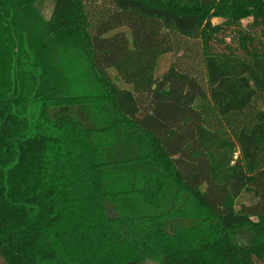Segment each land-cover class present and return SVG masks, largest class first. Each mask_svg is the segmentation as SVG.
I'll list each match as a JSON object with an SVG mask.
<instances>
[{
  "label": "trees",
  "instance_id": "obj_1",
  "mask_svg": "<svg viewBox=\"0 0 264 264\" xmlns=\"http://www.w3.org/2000/svg\"><path fill=\"white\" fill-rule=\"evenodd\" d=\"M44 1L0 0V255L264 264V0H53L49 18ZM177 132L220 204L175 156Z\"/></svg>",
  "mask_w": 264,
  "mask_h": 264
},
{
  "label": "rangeland",
  "instance_id": "obj_2",
  "mask_svg": "<svg viewBox=\"0 0 264 264\" xmlns=\"http://www.w3.org/2000/svg\"><path fill=\"white\" fill-rule=\"evenodd\" d=\"M53 0H46L42 4V13L46 18L52 15V10L54 7ZM171 54L164 52L157 59V65L155 67L154 73L157 76H161L170 65ZM110 71L116 77L117 82L120 86L127 87L122 78L117 77V70L114 66L110 67ZM130 88V87H129ZM167 100L164 109L158 115H155L152 124L161 132H166L167 126L175 119L177 116L178 107L181 101V95L184 88L177 82L173 81L167 85ZM170 142L176 147V157L181 161H189L195 164L199 175L202 189L207 191L216 203H219V194L214 185L208 168V160L204 155V151L201 150L198 145L194 142V139L185 133L177 132L171 137H169ZM220 204V203H219Z\"/></svg>",
  "mask_w": 264,
  "mask_h": 264
},
{
  "label": "water",
  "instance_id": "obj_3",
  "mask_svg": "<svg viewBox=\"0 0 264 264\" xmlns=\"http://www.w3.org/2000/svg\"><path fill=\"white\" fill-rule=\"evenodd\" d=\"M0 264H8L6 258L3 255H0Z\"/></svg>",
  "mask_w": 264,
  "mask_h": 264
}]
</instances>
